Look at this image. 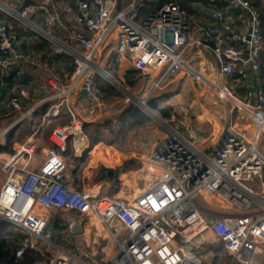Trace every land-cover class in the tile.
Instances as JSON below:
<instances>
[{
  "label": "built area",
  "instance_id": "built-area-1",
  "mask_svg": "<svg viewBox=\"0 0 264 264\" xmlns=\"http://www.w3.org/2000/svg\"><path fill=\"white\" fill-rule=\"evenodd\" d=\"M37 1L23 3L12 14L0 1V11L41 33L54 43L56 52L73 56L74 68L66 83L38 101L53 100L43 119L55 117L62 108L69 121L51 129L48 139L52 146L42 149L38 165L32 163L34 134L3 161L0 220L50 247L48 264L99 263L82 261L44 238L47 219L40 209L94 214L116 242L114 253L103 264H224L222 257L214 261L206 256L207 249L218 241L226 252L225 264H253L257 254L264 253V153L259 146L264 138V86L245 84L241 95L238 86L259 73L262 66L264 23L258 8L249 0H208L213 6L212 20L194 24L178 4L167 3L136 23L133 17L142 7L139 0H131L121 10L116 9L115 0H72L64 12L75 25L83 27V31L68 34L70 42L78 43L76 50L53 34L61 16L55 8L48 9L51 0ZM236 9L241 11L237 28L227 16ZM38 11L43 12L42 24L32 18ZM110 42L121 56V69H132L146 77L139 92L123 89L127 94L124 100L142 110L167 79L189 69L183 58L185 50L204 44L216 61L218 78L224 81L215 86L218 96L237 109L238 118H248L253 131L232 123L221 145L206 153L183 135V129L191 131L185 126L191 105H180L181 118L176 114L160 117L168 139L151 155L139 158L142 186L138 195L127 199L74 189L66 182V164L57 148L65 151L70 142L75 154L87 152L102 164L112 154L123 153L116 145L91 146L74 108V100L81 93L93 106L101 105L98 77L115 82L98 64ZM23 44L20 36L0 24V87L6 85L5 77L13 67H17L18 75L23 74L18 65ZM27 99L25 94L12 93L7 102L10 111L19 113L15 123L32 114L34 107H22V100ZM9 129L0 131V141ZM26 246L34 248L27 238L22 239L14 261ZM0 264L10 261L0 260Z\"/></svg>",
  "mask_w": 264,
  "mask_h": 264
},
{
  "label": "crops",
  "instance_id": "crops-1",
  "mask_svg": "<svg viewBox=\"0 0 264 264\" xmlns=\"http://www.w3.org/2000/svg\"><path fill=\"white\" fill-rule=\"evenodd\" d=\"M6 6V10L8 13L17 12L23 3L28 0H0ZM116 1V9L121 10L127 7L131 0H115ZM33 2L37 3V0H33ZM72 0H51L48 5V9H56L62 16L61 23L57 24L62 26V18H65L69 22H71V17L64 12V8L66 5L71 4ZM141 5L143 4V0H139ZM256 7V6H255ZM17 8V10H16ZM258 8V7H257ZM212 9L213 6L210 4L202 5L195 4L194 5V14L190 18L191 21L195 24L196 21L202 20L203 22H210L212 20ZM260 11V16L264 18L262 10L258 8ZM38 19L41 20L43 18V12H37ZM36 13V14H37ZM239 15H241V11L236 9L228 13V17L234 22L235 27L239 25ZM145 16H141L137 13L133 17V21L136 23L141 22ZM33 18V17H32ZM34 19V18H33ZM264 23V20H263ZM80 31H83V27L81 25H76ZM87 35V33H85ZM203 42H207V40L202 39ZM20 53V58L18 59V65L21 66V59L30 60V56L27 54H21V49L18 51ZM183 58L186 61L189 69H182L175 76L170 77L166 80L164 87L159 90L155 95L151 96L149 99H154L159 107L164 105H172L176 111L179 113V118H181V112L179 110L180 105H191L190 109L187 112L186 119V128L191 129L189 133L187 129H183V135L190 141H193L195 145L202 151L206 153H211L215 151L222 143L225 133L228 129V126L232 123L237 124L241 127H248L251 131L250 121L248 118H238L239 112L236 108H233V105L224 101V104L228 106V113L230 114L231 119L228 120V115L223 122H217L213 116H209L206 114L205 110H202V104L199 105L201 112L193 111L194 105L193 103H179L175 105L170 101V95L176 96L179 91L184 87V81L190 80L191 86H197L193 81V76L195 73L204 72L205 75H200L201 79H203L204 84L211 90L217 92L215 86H219L224 83V81L220 80L217 76V64L216 61L210 52V50L203 45H194L190 46L185 50L183 54ZM121 56L115 51L114 42H110L106 47L104 52L99 58V66L101 68L102 65H106L107 72L111 74H115L113 72L114 68L117 66L118 69H121L119 66ZM120 71H124L127 74L133 75L138 74L141 76L143 81H145L144 76L139 74L138 72L132 69H121ZM116 75V74H115ZM199 75V74H198ZM68 78V77H67ZM101 78V77H100ZM103 79V78H101ZM134 78L131 79L133 81ZM97 80V79H96ZM105 80V79H103ZM228 78L225 83H228ZM67 81V80H66ZM106 81V80H105ZM48 82L52 85L54 82L51 79H48ZM108 82V81H107ZM97 83V82H96ZM109 83V82H108ZM248 85L250 87L262 85L264 86V47L262 52V66L259 73L252 74L250 78L246 81V83H240L238 86V93L240 95L243 93L244 85ZM53 86V85H52ZM97 87V86H96ZM199 87V86H198ZM194 90V89H193ZM12 92V91H11ZM20 94L27 95V100H22L23 109H28L29 107H34L33 112L35 111V119L31 117V115L26 118L33 119L34 123L31 128H33L35 142L41 149L52 146L48 139V135L50 134L51 129L56 125L65 124L69 121V115L61 108L58 114L50 119H43L44 114L49 110L50 106L53 104V100L48 99L44 102H38L42 98H47L53 94V91L44 90L41 88L37 90L33 95L27 94L25 91H20ZM17 93V94H19ZM195 93V98L197 97V91H193ZM218 96V94H217ZM219 97V96H218ZM220 98V97H219ZM221 99V98H220ZM194 101V100H193ZM112 104V102H111ZM110 105V104H109ZM134 105V104H130ZM130 105L126 106L122 105L119 109H105V104L103 103V108H98L92 105L91 101L85 98L84 94L81 93L77 99L74 100V108L83 122H95L100 121L106 117L114 116L121 114L124 112ZM136 106V105H135ZM147 106V104H146ZM107 107V106H106ZM138 107V106H137ZM139 108V107H138ZM147 108L150 109L148 106ZM142 110L141 108H139ZM144 113L149 115L146 111L142 110ZM153 111V110H152ZM204 111V112H203ZM32 112V113H33ZM155 112V111H153ZM156 113V112H155ZM157 114V113H156ZM19 113L10 111L8 108L7 112L0 114V131L5 128H13L17 123L16 120L18 118ZM158 115V114H157ZM159 116V115H158ZM150 117V115H149ZM160 117V116H159ZM228 121V122H227ZM227 126L224 129V126ZM211 132H207V135H203V130H210ZM30 128V125H29ZM84 132V131H83ZM30 134V135H31ZM29 135V136H30ZM20 138L15 137L11 142V150L12 152H0V167L5 159H7L17 147V145L24 141L27 137ZM87 136V135H86ZM87 139L90 145H94L96 143H104L107 145H116L122 149L123 153L121 154H112L108 160H118L114 164L106 165L107 163H99L96 160L92 159L90 155L85 152L82 155L75 154L73 152V147L71 143H68V147L65 151H61L58 148L56 149L59 155L62 157L66 164V182L69 183L74 189L81 190H94V192H98L99 194H104L109 191L110 184L112 183L113 177L115 174H118L121 171H125L126 173H136L137 178H142V174L139 172L140 161L139 158H143L145 156H149L168 139V132L160 125L159 122H153L150 117V121L135 126L128 130L125 136L122 138L120 142H107L103 139L92 143L87 136ZM4 136L0 144L4 143ZM115 157V159H114ZM106 166L105 168L99 165ZM129 164L135 165L133 168H129ZM98 165V166H97ZM34 166V165H33ZM32 166V167H33ZM100 171H111L109 175H105L102 177L96 176L97 172ZM1 177V173H0ZM132 181H136L134 177H132ZM140 190V188H138ZM110 195V194H109ZM113 197H125L127 199L133 198L135 195H111ZM40 213H42L47 219V226L44 229L43 236L51 243L58 245L72 254L78 256L82 261H89L93 263L103 264L108 258L114 253L116 249V242L111 237V231L108 227L102 225L98 218L94 214H90L88 216L75 211V210H46L40 209ZM94 218V224H90L91 220ZM75 223H79L81 226V231L78 233H74L71 231V226L75 225ZM27 238L30 243H33L32 239H35L33 236L26 235L24 237L18 236L16 238L17 244H20L22 239ZM34 248L29 246L30 251L28 252V258L23 259V264H31L33 262L34 256L41 252L39 246L43 242L40 239H36L33 243ZM88 254V255H87ZM39 261V260H38ZM253 264H264V253H259L254 259Z\"/></svg>",
  "mask_w": 264,
  "mask_h": 264
},
{
  "label": "trees",
  "instance_id": "trees-1",
  "mask_svg": "<svg viewBox=\"0 0 264 264\" xmlns=\"http://www.w3.org/2000/svg\"><path fill=\"white\" fill-rule=\"evenodd\" d=\"M33 2V0H28ZM27 1V2H28ZM254 6L260 8L264 15V0H249ZM167 3H176L186 11L189 18L192 17L195 4L206 5L208 0H143V4L138 13L143 17L150 12L159 9ZM38 13L32 17L38 24L43 23V19H38ZM61 15V14H60ZM62 17V16H61ZM144 17V18H145ZM263 22L264 18L261 17ZM0 24H4L11 32L20 36L24 44L22 45L21 54L30 56V60L21 59L20 69L23 74L18 75L17 67H13L5 77V86L0 87V114L7 112V102L10 100L12 93L25 91L27 94L33 95L37 90L44 88L47 91H55L66 83L67 77L74 68L73 56L66 52H56L55 45L41 34L33 31L30 27L24 25L19 19L8 14L6 11H0ZM71 31H80L76 25L65 18H62V26L55 25L52 29L53 34L62 41L70 44L76 50L79 49L78 43L70 42L68 34ZM48 79L54 82L52 86ZM96 86L99 91H106V94L112 91L113 86L100 77L96 80ZM12 91V92H11ZM147 106L155 111L161 118H167L171 114L179 117V112L172 105H164L159 107L154 99L146 101ZM36 112L31 115L35 119ZM150 121L149 115L144 113L135 105H130L124 112L118 115L106 117L100 121L83 122L82 128L92 143L103 139L107 142H120L126 132L131 128ZM33 132V128H29L28 119H23L13 128L4 134V143L0 144V152H12L11 142L15 137L25 138ZM26 236L27 234L14 224L0 220V260H9L10 264H23L22 260L28 258L29 246H26L22 255L14 261V254L19 247L16 238L18 236ZM218 244L219 250L212 255L214 261L219 257L226 262V252L221 241L216 242L209 247L206 252ZM40 252L34 256L31 264H38Z\"/></svg>",
  "mask_w": 264,
  "mask_h": 264
},
{
  "label": "rangeland",
  "instance_id": "rangeland-1",
  "mask_svg": "<svg viewBox=\"0 0 264 264\" xmlns=\"http://www.w3.org/2000/svg\"><path fill=\"white\" fill-rule=\"evenodd\" d=\"M17 10V8H16ZM38 32V31H37ZM41 34V33H40ZM59 39V38H57ZM60 40V39H59ZM103 69L107 70L106 65H102ZM121 69H118V67L116 66L113 70V72L116 74H112V78H114L115 82L114 83H110L114 89H112V91L108 94H106V91H100L101 92V105L99 106H95V107H100L103 108L104 106H102V104H105V109H119L122 107V105H126L128 106V102L124 100V98L127 96V94L123 93V89H127L129 91L132 92H139L141 88H143L144 83L142 84L143 81L141 76L138 74H133L130 76V74L125 73L124 71H120ZM199 74V75H198ZM200 75H205L204 72H199L195 73L194 75H192L193 81L195 82V84H197V86H191L189 83L190 80H185L184 81V87L179 91L178 94H176V96H171L170 95V101L171 103L178 105L179 103H193L194 105V113L195 112H201L199 105L202 104L203 108L202 110L206 111V114L209 116H213L215 119L216 117L218 119L217 122H223L224 119H226L227 115H228V120L231 119L230 114L228 113V106L226 104H224V101L230 103L228 100H226L223 96H221L222 98L220 99L217 96V92L209 89L203 82V79H201ZM133 79V81H131V79ZM145 82V81H144ZM199 86V87H198ZM194 89V90H193ZM126 90V91H127ZM193 91H197V97L195 98V93H193ZM194 100V101H193ZM112 102V104H111ZM110 104V105H109ZM231 104V103H230ZM107 106V107H106ZM144 111H146L150 117L152 118L153 122H159L160 117L153 112L152 110H149L148 108H143ZM204 112V111H203ZM228 122V121H227ZM220 124V123H219ZM228 126V125H227ZM226 125L224 126V129L227 127ZM253 131V125L250 124L249 125ZM210 130H203V135H207L209 132H211V128L212 126L209 127ZM208 132V133H207ZM49 136V135H48ZM260 148L262 149L263 153H264V138L260 141L259 144ZM43 158V153H42V149L40 146H38V144L36 143V148H35V154H34V160L32 161V163L35 165H38L39 161ZM115 159V157H114ZM116 162L120 161V159H116ZM115 161L110 160L106 165H110V164H114ZM98 166V165H97ZM103 168H105L106 166L103 165H99ZM129 168H133L135 167V165L133 164H129L128 165ZM132 177H134L136 179V181H132ZM141 186H142V180L141 178H137L136 173H126L125 171H121L118 174H115V176L113 177L112 183L110 184V188L108 191V194L110 195H138L141 191ZM255 189L256 186H253ZM140 188V190L138 189ZM200 207V206H199ZM200 209L203 210V207H200ZM94 218H92L90 224H94ZM20 237H22L20 235ZM24 237V236H23ZM29 240V239H28ZM33 243L36 241L35 239H32ZM41 252H40V259L38 264H48L49 260L51 258L50 252L51 248L48 247L46 244H40L39 246ZM219 250L218 244L211 248L208 252H206V256L208 257H212L213 254L217 253ZM201 255V254H199ZM223 259V258H222Z\"/></svg>",
  "mask_w": 264,
  "mask_h": 264
},
{
  "label": "water",
  "instance_id": "water-1",
  "mask_svg": "<svg viewBox=\"0 0 264 264\" xmlns=\"http://www.w3.org/2000/svg\"><path fill=\"white\" fill-rule=\"evenodd\" d=\"M29 125H30V128L33 126V123H34V120L33 119H29ZM111 173V171H100V172H97L96 176L98 177H102V176H105V175H109ZM71 231L74 232V233H78L81 231V226L79 223H75V225H72L71 226Z\"/></svg>",
  "mask_w": 264,
  "mask_h": 264
},
{
  "label": "bare ground",
  "instance_id": "bare-ground-1",
  "mask_svg": "<svg viewBox=\"0 0 264 264\" xmlns=\"http://www.w3.org/2000/svg\"><path fill=\"white\" fill-rule=\"evenodd\" d=\"M95 219H96V217H95ZM88 255V254H87Z\"/></svg>",
  "mask_w": 264,
  "mask_h": 264
}]
</instances>
